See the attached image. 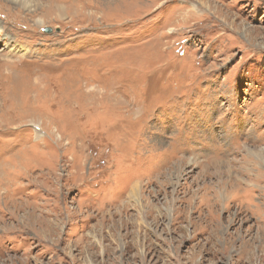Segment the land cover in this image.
Here are the masks:
<instances>
[{"label": "rangeland", "instance_id": "1", "mask_svg": "<svg viewBox=\"0 0 264 264\" xmlns=\"http://www.w3.org/2000/svg\"><path fill=\"white\" fill-rule=\"evenodd\" d=\"M0 264H264V0H0Z\"/></svg>", "mask_w": 264, "mask_h": 264}, {"label": "bare ground", "instance_id": "2", "mask_svg": "<svg viewBox=\"0 0 264 264\" xmlns=\"http://www.w3.org/2000/svg\"><path fill=\"white\" fill-rule=\"evenodd\" d=\"M14 2L16 1V0H13ZM18 2V1H17ZM20 3V2H19ZM23 4H25V3H23ZM22 4V6H24ZM41 20L40 19H38L37 21H36V24H38V25H42L41 24ZM260 31V30H259ZM93 88V87H92ZM39 128L41 129V127L39 126ZM39 129V130H40ZM36 133H39V131L38 132H36ZM56 137L59 139L60 138V135L59 134H56ZM218 165V164H217ZM239 174V173H238ZM218 175V174H217ZM247 177V176H246ZM221 178V177H220ZM235 183V182H234ZM229 184V183H228ZM237 185V184H236ZM243 185V184H242ZM132 187V186H131ZM133 190L131 191V193H134V199L135 200H137L138 201V199H137V196L135 195V193L138 191V188H137V186L135 185V186H133V188H132ZM241 189V188H240ZM137 205H139V202H135ZM126 247V246H125ZM127 248V247H126ZM105 254V253H104Z\"/></svg>", "mask_w": 264, "mask_h": 264}, {"label": "water", "instance_id": "3", "mask_svg": "<svg viewBox=\"0 0 264 264\" xmlns=\"http://www.w3.org/2000/svg\"><path fill=\"white\" fill-rule=\"evenodd\" d=\"M46 31H50V28H45Z\"/></svg>", "mask_w": 264, "mask_h": 264}]
</instances>
